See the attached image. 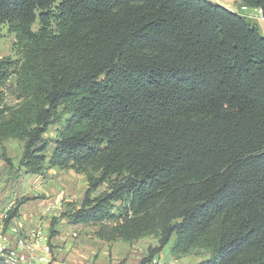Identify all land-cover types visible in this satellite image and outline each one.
<instances>
[{
    "label": "trees",
    "instance_id": "16d2710c",
    "mask_svg": "<svg viewBox=\"0 0 264 264\" xmlns=\"http://www.w3.org/2000/svg\"><path fill=\"white\" fill-rule=\"evenodd\" d=\"M240 5L260 9L264 28V0ZM253 21L210 0H0L15 38L0 59V145H22L24 174L86 178L79 208L50 221L51 247L66 219L107 243L154 237L141 264L172 236L174 261L204 251L196 264H264V34Z\"/></svg>",
    "mask_w": 264,
    "mask_h": 264
},
{
    "label": "rangeland",
    "instance_id": "374dc122",
    "mask_svg": "<svg viewBox=\"0 0 264 264\" xmlns=\"http://www.w3.org/2000/svg\"><path fill=\"white\" fill-rule=\"evenodd\" d=\"M246 14L256 16L254 9H249ZM252 23H254L255 26L257 25V28L261 34L264 32L260 18L256 19V21H253ZM36 28L37 24L34 25L33 29L35 30ZM14 42L15 38L8 32L7 27L0 26V59L7 56L14 57ZM11 92L12 88L6 93V103L9 106H13L17 102ZM56 128V126H51L44 135L45 139L51 141L47 151L48 156L51 154L54 148L52 141L56 135ZM1 152H4L7 157L11 159L13 166H11V168L8 167L0 158V214L15 207L17 202L23 198L31 199L25 201L19 207L21 217L23 218V216L26 215L25 219L33 221L32 224H30L29 220H25L23 218L24 223L26 225L29 223L28 225L31 226L41 223L43 228L47 230L52 218H59L60 215L71 213L74 209L79 208L87 187L86 178L84 175H77L73 171L56 170H49L44 176L27 175L24 174L23 170L18 169V161L22 154V145L19 142L14 140L4 141L0 145V154ZM105 189L106 186H102L93 192L91 196L94 197ZM60 192H63V201L60 203L57 210L48 216H44L42 212L43 204L49 197ZM116 205L118 206L119 204L117 203ZM30 212L31 215H33L32 217L28 216ZM97 227L98 226L91 225L74 226L66 219L59 220L55 231L58 233L60 242L56 243L53 241L52 244L53 249L58 250L59 252L55 253V258H53V261L57 262V264H62L66 260V256H63L62 254V251L64 252L65 250V242L61 243V236H64L66 232L75 233V237H72L73 242L71 243V250L73 248L75 249L76 246L78 247L80 242L81 244L90 246V249H98L99 246L96 244V241H94L96 239L94 232L96 231ZM84 239L87 241L82 242ZM173 243L174 236L171 237L169 243L161 251V261L156 260V262L167 264V258L170 257L169 251ZM135 244L137 246H143L144 248H147L149 246L156 245V239L154 237H146L135 242ZM195 252L196 254L190 256L194 261H200L207 257V253L204 251ZM169 260H171V258ZM176 263L178 264L179 262L176 261Z\"/></svg>",
    "mask_w": 264,
    "mask_h": 264
},
{
    "label": "built area",
    "instance_id": "2783aa9c",
    "mask_svg": "<svg viewBox=\"0 0 264 264\" xmlns=\"http://www.w3.org/2000/svg\"><path fill=\"white\" fill-rule=\"evenodd\" d=\"M237 10L250 20L261 19L262 11L254 9L256 16L246 14L250 8L235 0ZM63 192L49 197L42 207L44 216L53 213L63 201ZM51 243L47 230L41 223L26 225L22 217L9 218L7 211L0 214V264H49ZM150 264H166L152 261ZM167 264H177L172 260Z\"/></svg>",
    "mask_w": 264,
    "mask_h": 264
},
{
    "label": "crops",
    "instance_id": "0c3cea01",
    "mask_svg": "<svg viewBox=\"0 0 264 264\" xmlns=\"http://www.w3.org/2000/svg\"><path fill=\"white\" fill-rule=\"evenodd\" d=\"M213 3L223 6L226 9L229 10H237V3L235 0H210ZM264 34V32L262 33ZM50 171H53L50 170ZM29 217H32L33 215H28ZM23 218H26V215L23 216ZM29 220V219H25ZM44 220V219H43ZM41 220L42 222H44ZM48 221V219H47ZM32 220H29V223L32 224ZM28 223V224H29ZM27 224V225H28ZM76 226V225H74ZM47 227V225H46ZM48 228V227H47ZM75 237V233H69L66 232L64 236H61V240L65 242V250L62 251L63 256H66V260L62 264H141V260L146 257L147 255V248H144L143 246H137L135 243H125L122 241H116L112 243H107L103 241H99L95 239L96 244L99 246L98 249H90L91 247L86 244L79 243V246L71 250V243L73 242V239ZM60 242V239L57 235L52 238V242ZM87 241L86 239L82 240V242ZM83 245V246H82ZM59 251L56 250V253ZM170 257L167 258L168 262L174 260V258L169 255ZM171 258V260H169ZM159 260L161 261V252L158 254L152 261ZM166 260V261H167ZM178 261V264H196L198 261H194L191 259L190 256L183 257L180 259H176ZM167 262V263H168ZM52 264H57V262L52 261ZM149 264V263H147Z\"/></svg>",
    "mask_w": 264,
    "mask_h": 264
}]
</instances>
